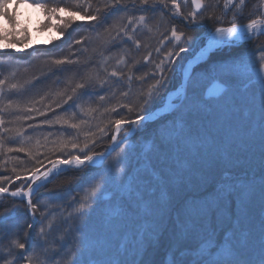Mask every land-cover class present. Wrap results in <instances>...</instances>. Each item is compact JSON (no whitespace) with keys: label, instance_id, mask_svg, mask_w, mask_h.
I'll return each mask as SVG.
<instances>
[{"label":"snow or ice","instance_id":"snow-or-ice-1","mask_svg":"<svg viewBox=\"0 0 264 264\" xmlns=\"http://www.w3.org/2000/svg\"><path fill=\"white\" fill-rule=\"evenodd\" d=\"M11 2L0 0V16L12 25L11 33L0 28V40L7 41L11 36L15 43H4L0 49L23 53L29 47H39L26 43L30 41L27 28L23 29V38H18L17 14L8 10ZM26 2L32 0H16V5ZM132 3L133 8L137 7L136 0ZM183 3L187 5L188 0ZM84 4L91 8L92 0H76L77 7ZM191 4L192 10L185 15L181 0H139V10L144 13L155 16L157 12L167 11L173 18H182L189 27H204L205 32L193 39L176 25L171 26L169 35L160 43L163 45L168 40L172 49L155 63L150 77L154 82L142 94V103L122 105L129 116L133 113L134 116L121 115L109 121L113 125L112 143L105 152L80 149L81 155L50 160L51 167L44 171L37 167L27 176L17 174L15 179L21 184L15 190L0 186V203L4 197L21 202L10 211L0 213V264H148L147 249L159 243L168 232L176 246L177 264H264V45H255L250 50L243 48L264 36V0L253 6L259 8V14L254 18L250 14L247 23H238L245 18L246 0H223L220 15L215 12L220 0L215 3L191 0ZM36 6L44 9L49 23L67 11L44 0H36ZM103 8L125 14L128 11L126 0H106ZM95 13L81 17L84 22L81 26L103 24L101 9L96 8ZM148 18L146 14L126 15L127 24L116 35L123 33L126 42L138 49L140 41L128 28L131 26V33L138 26L150 31ZM213 20L215 25L208 26ZM77 21L78 13L59 15V23L53 26L61 30L60 37L53 39H62ZM201 39H206V44L201 45ZM82 40L83 37L72 43L80 44ZM155 51L159 53L160 48ZM15 52L0 50V57L15 55ZM190 52L193 55L189 63L195 67L189 73L183 64L179 66L186 84L176 101L169 104L170 110L157 117L150 105L159 99L166 73L172 71L182 53ZM151 55L149 52L145 61ZM54 63L61 66L58 71H64L63 66L78 64L79 58L63 56ZM111 75L123 74L113 71ZM210 75L225 85L212 91L218 101L214 108L198 99L199 83ZM148 76L145 73L139 80L144 81ZM127 81L130 85L131 75ZM5 82L6 78L0 79V92ZM77 87L85 89L86 84ZM72 91L75 93L76 89ZM122 95L127 96L128 92ZM110 111L120 115L116 108ZM57 122H61L59 117ZM125 127L128 131L122 132ZM99 132L103 136L105 129ZM135 140L146 141L142 151L132 142ZM71 147L77 149L79 145L73 143ZM84 147L87 149L88 145ZM113 152L115 155L107 167L98 178L92 177L83 195L70 198L72 211L65 214L61 208L59 219L55 214L40 211L49 207V197H57L63 191L62 188L50 190L41 198L42 188L54 184L66 172H81L102 165ZM253 163H258L254 169L242 167ZM0 181L7 185L14 183L3 175ZM104 192H109L111 198L101 199ZM21 206L27 209L26 219L17 215ZM9 220L13 223L3 227ZM129 221L137 222L139 227L130 240L122 239L121 232ZM73 232L75 236L70 237Z\"/></svg>","mask_w":264,"mask_h":264},{"label":"trees","instance_id":"trees-1","mask_svg":"<svg viewBox=\"0 0 264 264\" xmlns=\"http://www.w3.org/2000/svg\"><path fill=\"white\" fill-rule=\"evenodd\" d=\"M69 1L75 2L76 0ZM105 2L106 0H92L91 8H88L86 4L82 6V10L87 13L100 8V18L105 22L95 27L79 25L73 31L72 40H81L82 37L83 40L80 44L68 40V44L72 43V46L69 47L67 44L66 49L68 50L65 56L73 60L78 57V64L65 65L63 66L64 71H58L61 66L54 63L58 58L49 53L39 59L33 56L24 59L19 54L0 57V61H3V65L0 66V79L6 78L3 91L0 92V120L3 121L0 123V175L7 176L14 181L11 185L0 181V186H8L11 189L14 184L21 183L15 179L17 174L24 177L37 167L42 169L48 166L50 160L54 161L58 157L68 159L69 155H81L80 149L96 153L105 152L110 146V136L113 130V125L109 124V121L119 119L121 115L128 118L134 116V113L129 116L122 105L142 103V94L154 82L150 77L155 71V63L163 60L167 52L172 49V43L168 40H164L163 45L160 43L164 36L169 35L171 26L176 25L178 30L185 31L193 39L202 36L205 32L204 27H189L182 18H173L167 11L163 14L157 12L155 16L151 12L144 13L139 10V0H136L137 7L135 8H133L132 0H126L128 8L126 14L117 10H105L103 8ZM206 2L215 3V0H206ZM246 9L245 7L244 11ZM191 10L192 7L188 3L185 5L181 0V11L187 15ZM222 11L223 0H220V5L215 12L220 15ZM250 11L253 14L256 7ZM106 12L107 17H105ZM142 14L149 17L146 23L151 30L138 26L137 31L131 33V26L128 28L130 34L140 41V47L137 49L133 43L126 42L127 37H123V33L120 36L116 34L121 27L127 24L126 15L139 16ZM215 23L213 20L208 26H213ZM90 24L96 25V22H90ZM199 43L202 45L203 39ZM251 43L245 46L246 49L250 48ZM255 43L263 45L264 38H260ZM156 48H160L159 53L155 51ZM149 52L152 55L145 61L144 57ZM192 55V52L182 53L176 64L172 66V71L166 73L164 87L159 92V99L150 105L152 110L163 103L167 91L178 83L179 66ZM113 71L123 75L112 77ZM145 73L149 76L145 77L144 81L139 80V77L144 76ZM128 75L132 76L130 85L127 81ZM158 76L159 73H157ZM214 77L216 76L206 77L200 81L199 85L205 86ZM13 84L17 87L12 88ZM79 84H86V88H78ZM74 88L75 93L72 91ZM123 92H128V95H122ZM198 94L199 101L207 107L214 108L217 105L218 101L215 97L206 98L202 91ZM69 96L72 97L71 100L68 99ZM101 96L104 97L103 100L100 99ZM112 108H116L120 115L111 112ZM57 117L61 122H57ZM62 121H67V123ZM72 125H78V127L73 128ZM101 128L105 129L103 136L99 132ZM132 142L137 144L139 151L143 150V145L146 143L140 140ZM73 143L79 145V148L72 149ZM85 144L88 145L87 149L84 147ZM114 155L113 152L102 165L85 168L81 172H66L54 184L42 188L39 193L41 198L47 196L50 190L55 191L62 188L63 191L57 197H49L47 200L49 207L41 208L40 211L55 214L57 219H59L61 208L65 209V214L72 211V207H69L70 198L83 195V189L89 186L92 177L98 178ZM257 166L258 163L242 165L249 169ZM69 180L74 182L69 183ZM76 180H79V183H75ZM107 198H111L110 193ZM16 204H21V202L4 197L3 202L0 203V213L10 211ZM17 215L26 219L27 209L21 206ZM12 223L13 221L9 220L3 227L6 228ZM138 227L137 222L129 221L121 232V238L130 240ZM71 236H75V233H71ZM170 237V232L165 233L159 243L147 249L145 259L148 264H177L176 246ZM185 242L189 243V241ZM190 243L194 244L195 241Z\"/></svg>","mask_w":264,"mask_h":264},{"label":"rangeland","instance_id":"rangeland-1","mask_svg":"<svg viewBox=\"0 0 264 264\" xmlns=\"http://www.w3.org/2000/svg\"><path fill=\"white\" fill-rule=\"evenodd\" d=\"M44 2L48 3L51 6L64 7L67 10L65 13H61L59 15H67L68 12L78 13L77 23H74L72 25V28L65 31V34H64L62 39L54 40L53 38L60 37V31L61 30L59 28L53 26V24L59 23V15L52 21V23H49L47 20V13L44 11V9L36 6V0H32V2H26V3L20 4L19 7H17V5H16V0H12V2L8 6V10L10 12L15 11L17 14V19L19 21V24L17 25L18 38H21V39L23 38V36L25 35V33L23 32V29L27 28L28 29L27 34L30 36V41H26V43H29L32 46H39V47H29L23 53L15 52V49H0V50H3L7 53H14L15 52V55L19 54V56L23 57L24 59H29L32 56L35 57V59H39L44 54H47V53L53 54L56 58L60 59L63 56H65V54H67L66 51L68 50V48L66 49V46L68 44V40H70L69 42H72L73 29H75L77 26L82 25L84 23L83 21L80 20V18L84 17L85 15L96 14L95 9H93V11L91 13H87V11H83L82 7L76 6V1L71 2L69 0H44ZM246 3H247V6H246L247 9L245 11H247V12L249 11V12L247 14V12L244 11V17L245 18L242 19L238 23H247V18L252 13V11H250V10H254L255 7H253V6L258 5L259 0H246ZM188 5L190 7H192L191 0H188ZM229 14H230L229 16H231V12H229ZM256 14H259V8L258 7H256V11L252 14L253 18ZM45 24H48L47 28L44 27ZM0 28L8 29L9 33H11L12 25L7 20L6 17L0 16ZM260 38L263 39L264 36H259L254 41H252V43H251L252 45H250V48H248V49H246V47H245V46H247V44L244 45L243 46L244 50H250L255 45H261L259 43H255ZM49 41H52V43H49ZM206 42H207L206 39H203L202 45L206 44ZM4 43L12 44V43H15V40L12 39L10 36L9 40H7V41L0 40V45H3ZM263 45H264V43H263ZM17 48H23V45H17ZM61 48L63 49V51H58V49H61ZM195 51H198V49H196ZM187 60L183 64L184 66H185ZM216 79L220 80L219 78L214 77V78H212V80L210 82H212L213 80H216ZM182 83H183V78L180 74L178 83L174 87L170 88L167 91V93L164 97L163 103L160 106H162L165 103L168 94L170 92H172L173 90H177L182 85ZM209 83L205 84V86L199 85L198 92L202 91L204 93V89L206 88V86ZM202 88H203V90H202ZM177 94L173 98L172 103H174L176 101ZM127 131H128L127 127H125L122 130V132H127ZM111 143L112 142L110 141L109 145ZM46 168H47V166L42 168L41 171H44ZM20 184H18V183L14 184V186L10 190H15V188L18 187ZM104 193H107V192H104ZM101 198H103V195L101 196ZM159 255L160 254L158 253L157 256L159 257ZM155 259H156V257H155Z\"/></svg>","mask_w":264,"mask_h":264},{"label":"water","instance_id":"water-1","mask_svg":"<svg viewBox=\"0 0 264 264\" xmlns=\"http://www.w3.org/2000/svg\"><path fill=\"white\" fill-rule=\"evenodd\" d=\"M192 58V56L188 59L190 60ZM187 63V62H186ZM185 68H186V64H185ZM190 73V72H189ZM186 84V80L183 79V83H182V87H184V85ZM225 87V85L222 83L221 80H213L212 82H210V84H208L204 90V96L206 98H209V97H212V91L213 89H216V88H223ZM163 105L154 109V111H156V115L158 116L159 114L165 112V111H169L170 109H162ZM48 167H51V165L49 164ZM104 197H108L109 194L108 193H104L103 194Z\"/></svg>","mask_w":264,"mask_h":264},{"label":"bare ground","instance_id":"bare-ground-1","mask_svg":"<svg viewBox=\"0 0 264 264\" xmlns=\"http://www.w3.org/2000/svg\"><path fill=\"white\" fill-rule=\"evenodd\" d=\"M189 61H191V59L188 60L187 63H186V69H187L188 72L191 71V69H192V67H193V65H194V63H189ZM182 90H183V87H182V85H181L177 90H173L172 92H170V93L168 94V96H167V99H166L165 103L163 104L162 109H168V108H169V104L172 103L173 98L176 96L177 93L181 92ZM156 108H157V107H156ZM156 108H155V109H156ZM153 110H154V109H153ZM161 114H162V113H161ZM161 114H159V115H161ZM159 115H158V116H159ZM45 170H46V169H45Z\"/></svg>","mask_w":264,"mask_h":264}]
</instances>
